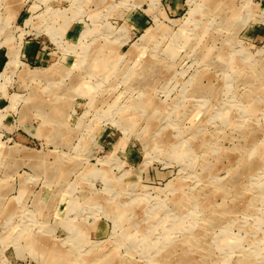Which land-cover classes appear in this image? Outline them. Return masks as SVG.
<instances>
[{
  "label": "rangeland",
  "instance_id": "1",
  "mask_svg": "<svg viewBox=\"0 0 264 264\" xmlns=\"http://www.w3.org/2000/svg\"><path fill=\"white\" fill-rule=\"evenodd\" d=\"M263 100L264 0H0V264H264Z\"/></svg>",
  "mask_w": 264,
  "mask_h": 264
},
{
  "label": "bare ground",
  "instance_id": "2",
  "mask_svg": "<svg viewBox=\"0 0 264 264\" xmlns=\"http://www.w3.org/2000/svg\"><path fill=\"white\" fill-rule=\"evenodd\" d=\"M206 5H207V4H206ZM227 5H228V4H227ZM227 10H228V9H227ZM203 11H204V10H203ZM206 11H207V10H206ZM231 14H232V13H231ZM206 15H207V14H206ZM231 16H232V15H231ZM233 16H235V15H233ZM186 20H187V19H186ZM190 22H191V21H190ZM197 27H198V26H197ZM198 28H199V27H198ZM201 28H202V27H201ZM150 30H151V29H150ZM198 30H199V29H198ZM157 34H158V33H157ZM148 37H149V36H148ZM149 38H150V37H149ZM228 58H229V57H228ZM221 59H222V58H221ZM230 59H231V58H230ZM230 59H229V60H230ZM221 61H222V60H221ZM233 61H234V60H233ZM150 62H151V61H150ZM153 63H154V61H153ZM233 63H234V62H233ZM232 65H233V64H232ZM145 66H146V65H145ZM145 66H144V67H145ZM147 66H150V65L147 64ZM152 68H153V67H152ZM231 68H232V67H231ZM145 69H146V68H145ZM159 69H160V68H159ZM159 69H158V70H159ZM153 70H154V69H153ZM153 70H152V71H153ZM98 71H99V69H98ZM101 71H102V70H101ZM161 71H162V70H161ZM241 71H242V70H241ZM241 71H240V72H241ZM155 72H156V71H155ZM159 72H160V71H159ZM162 72H163V71H162ZM153 73H154V72H153ZM156 73H157V72H156ZM160 74H161V73H160ZM158 75H159V73H158ZM145 77H146V76H145ZM141 79H142V78H141ZM149 83H150V82H149ZM254 100H255V99H254ZM263 101H264V100H263ZM250 104H251V103H250ZM247 105H248V104H247ZM250 106H251V105H250ZM259 107H260V106H259ZM247 108H248V107H247ZM153 111H154V110H153ZM248 112H249V111H248ZM128 116H129V115H128ZM131 116H132V115H131ZM129 117H130V116H129ZM129 117H128V118H129ZM229 118H230V117H229ZM136 122H137V121H136ZM228 122H229V121H228ZM62 128H63V127H62ZM52 136H53V135H52ZM168 136H169V135H168ZM152 137H153V136H152ZM146 140H147V139H146ZM169 141H170V140H169ZM155 143H156V141H155ZM161 143H162V142H161ZM162 144H163V143H162ZM167 144H168V143H167ZM263 144H264V143H263ZM153 146H154V145H153ZM178 147H179V146H178ZM183 147H184V145H183ZM168 148H169V145H168ZM151 149H153V148H151ZM161 149H162V148H161ZM170 149H171V148H170ZM169 153H170V152H169ZM256 153H257V152H256ZM260 153H262V152H260ZM173 154H174V153H173ZM30 156H31V155H30ZM168 156H169V155H168ZM174 156H175V155H174ZM177 156H178V153H177ZM31 157H32V156H31ZM251 157H252V156H251ZM255 159H256V158H255ZM263 159H264V158H263ZM253 161H254V159H253ZM255 162H256V161H255ZM256 163H257V162H256ZM258 163H259V162H258ZM263 163H264V162H263ZM251 165H252V164H251ZM253 167H254V166H253ZM253 167H252V168H253ZM116 182H117V181H116ZM236 187H237V186H236ZM204 200H205V199H204ZM207 200H208V199H207ZM207 200H206V201H207ZM211 200H212V199H211ZM110 202H111V201H110ZM204 203H205V202H204ZM210 204H211V203H210ZM113 205H114V204H113ZM117 205H118V204H117ZM225 205H226V203H225ZM226 206H227V205H226ZM121 207H122V206H121ZM117 208H118V206H117ZM127 208H128V207H127ZM104 210H105V209H104ZM117 210H118V209H117ZM109 211H110V210H109ZM111 211H112V210H111ZM123 211H124V209H123ZM220 211H221V210H220ZM203 212H204V211H203ZM121 216H122V215H121ZM124 216H125V215H124ZM117 218H121V217L119 216V217H117ZM122 218H123V217H122ZM219 221H220V220H219ZM219 221H218V222H219ZM126 222H127V221H126ZM160 223H161V222H160ZM123 227H124V226H123ZM136 227H137V226H136ZM168 227H169V226H168ZM130 228H131V227H130ZM137 228H138V227H137ZM153 228H154V227H153ZM124 229H125V228H124ZM127 231H128V230H127ZM127 231H126V232H127ZM138 231H139V230H138ZM128 233H129V231H128ZM131 236H132V235H131ZM227 240H228V239H227ZM140 241H141V240H140ZM169 246H170V245H169ZM169 246H168V247H169ZM137 248H138V247H137ZM153 248H155V247H153ZM168 249H170V248H168ZM49 250H50V249H49ZM153 250H154V249H153ZM153 250H152V252H153ZM163 251H164V250H163ZM152 252H151V253H152ZM172 252H173V251H172ZM175 252H176V251H175ZM60 253H61V252H60ZM168 253H169V252H168ZM146 254H147V253H146ZM174 254H175V253H174ZM184 254H185V253H184ZM50 255H52V256L54 257L56 254H55L54 252L50 251V252H48V256H50ZM74 255H75V254H74ZM170 255H171V254H170ZM149 256H150V255H149ZM174 256H177V255H174ZM53 257H52V258H53ZM166 257H167V256H166ZM168 257H169V256H168ZM75 258H76V256H75ZM188 259H190V258H188ZM112 260H113V259H112ZM162 260H164V259H162ZM150 262H151V261H150ZM165 262H166V261H165ZM167 262H168V261H167ZM112 263H113V262H112ZM119 263H121V262H119ZM171 263H172V262H171ZM158 264H159V263H158Z\"/></svg>",
  "mask_w": 264,
  "mask_h": 264
}]
</instances>
